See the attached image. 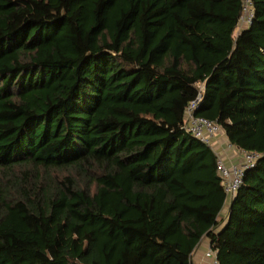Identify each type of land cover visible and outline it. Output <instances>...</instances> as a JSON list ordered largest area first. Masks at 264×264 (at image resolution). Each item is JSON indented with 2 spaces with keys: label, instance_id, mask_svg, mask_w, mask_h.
Instances as JSON below:
<instances>
[{
  "label": "trees",
  "instance_id": "obj_1",
  "mask_svg": "<svg viewBox=\"0 0 264 264\" xmlns=\"http://www.w3.org/2000/svg\"><path fill=\"white\" fill-rule=\"evenodd\" d=\"M0 0V264H264V0ZM256 155L233 198L189 105ZM228 206L226 218H220Z\"/></svg>",
  "mask_w": 264,
  "mask_h": 264
},
{
  "label": "built area",
  "instance_id": "obj_2",
  "mask_svg": "<svg viewBox=\"0 0 264 264\" xmlns=\"http://www.w3.org/2000/svg\"><path fill=\"white\" fill-rule=\"evenodd\" d=\"M242 7V16L237 29L238 33L244 32V30L248 29L255 16L252 0H242ZM200 99L199 96L196 102L189 105L185 117L184 129L193 138L214 151L217 156V170L222 188L224 189L225 194L231 199L243 186L245 173L255 165L258 157L256 155L240 152L243 154L244 162H237L236 164L227 167L226 162H223L215 151V145L218 138L221 134H224L222 129L218 125L205 119L197 118L194 115V110L200 102ZM205 257L207 258V264H220L215 251H213L211 247H209L208 251L205 253Z\"/></svg>",
  "mask_w": 264,
  "mask_h": 264
},
{
  "label": "rangeland",
  "instance_id": "obj_3",
  "mask_svg": "<svg viewBox=\"0 0 264 264\" xmlns=\"http://www.w3.org/2000/svg\"><path fill=\"white\" fill-rule=\"evenodd\" d=\"M240 33H238V31H236L235 32V34H234V37L236 38L238 35H239ZM220 138H222V140L219 142V140H220ZM223 138H225V136H224V134H221V136L218 138V141H217V143H216V145H215V147H216V149H215V151L218 153V155H219V157L221 158V160H223V162L225 161H228L227 160V158H228V156H230L229 158H232L233 160L232 161H235L236 160V157L239 159V160H241V162L243 161L244 162V158H243V154H241L236 148H234V147H232L229 143H228V141H224L223 140ZM219 144H222V146L224 147V150H223V153L225 154V155H223V154H221L220 153V151H219V149L217 148L218 146H219ZM239 152V153H238ZM234 154H237V155H234ZM234 156H236L235 158H234ZM229 160H231V159H229ZM236 163H237V161H236ZM236 163H234V164H236ZM231 164H229V162H226V166L228 167V166H230ZM228 206H226V208H225V210L223 211V213H222V216L223 217H221L220 218V227H222V223H223V220L222 219H225L226 218V214H227V210H228ZM205 255V254H204ZM206 257L204 256V260H205V262H206V264H207V261H206ZM193 261V260H192Z\"/></svg>",
  "mask_w": 264,
  "mask_h": 264
},
{
  "label": "crops",
  "instance_id": "obj_4",
  "mask_svg": "<svg viewBox=\"0 0 264 264\" xmlns=\"http://www.w3.org/2000/svg\"><path fill=\"white\" fill-rule=\"evenodd\" d=\"M222 140V138H220L219 142ZM224 141H227L226 138H223ZM220 151L221 154L225 155L223 153V150H224V147L222 146V144H219V146L217 147ZM239 153V152H238ZM234 155H237V154H234ZM238 156V155H237ZM230 156H228L226 162H229V164H234L237 162H241V160H239L236 156H234V158L236 157V160L235 161H232L233 159L232 158H229ZM231 159V160H229ZM210 247V241L208 239H203V241L199 244V246L197 247L194 255H193V258H192V264H206L205 260H204V254L208 251Z\"/></svg>",
  "mask_w": 264,
  "mask_h": 264
}]
</instances>
